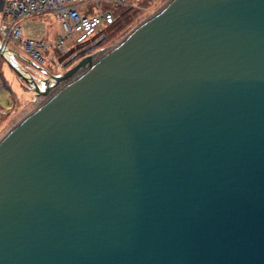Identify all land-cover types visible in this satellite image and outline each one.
Here are the masks:
<instances>
[{
    "label": "water",
    "instance_id": "1",
    "mask_svg": "<svg viewBox=\"0 0 264 264\" xmlns=\"http://www.w3.org/2000/svg\"><path fill=\"white\" fill-rule=\"evenodd\" d=\"M0 140V264H264V0H170Z\"/></svg>",
    "mask_w": 264,
    "mask_h": 264
},
{
    "label": "built area",
    "instance_id": "2",
    "mask_svg": "<svg viewBox=\"0 0 264 264\" xmlns=\"http://www.w3.org/2000/svg\"><path fill=\"white\" fill-rule=\"evenodd\" d=\"M118 9L137 12L138 0H6L0 16V55L6 57L13 44L41 68L52 62L55 70H68L81 59L77 51L93 47L104 29L108 33L122 23L114 13ZM46 13L55 14L60 34L51 42L24 38L20 22Z\"/></svg>",
    "mask_w": 264,
    "mask_h": 264
},
{
    "label": "rangeland",
    "instance_id": "3",
    "mask_svg": "<svg viewBox=\"0 0 264 264\" xmlns=\"http://www.w3.org/2000/svg\"><path fill=\"white\" fill-rule=\"evenodd\" d=\"M169 1L170 0H138L139 9L136 13L130 14V18L129 14L127 12L125 13L124 10H115V16L121 21L126 20L127 22L125 21L126 23L124 22L125 24L123 25H120L122 23L118 22L116 28L108 29V33L107 29H104L100 37L97 38L99 42H96L93 47L77 51V58L82 59L87 56L95 55L97 59V57L103 53L108 50L110 51L114 46L122 42V40H124L125 37H127L136 27L158 12ZM55 21L54 13H46L30 19H25L21 22L20 27L24 32L23 36L27 39L51 42L56 37V34L59 33V27ZM94 47L96 48L94 49ZM22 54L24 57L28 58L23 50ZM2 57L3 54L0 55V140L15 125L41 106L47 99V97L43 96L36 97L25 81L15 74L7 64L6 60ZM18 64L21 66L20 63ZM23 65L25 64L23 63ZM25 67L29 70L26 71H28L32 77H39V75L36 74L38 72L35 69L26 65ZM43 67L53 73L57 72L58 74H61L66 72V70L61 69L55 70L52 64H47Z\"/></svg>",
    "mask_w": 264,
    "mask_h": 264
},
{
    "label": "crops",
    "instance_id": "4",
    "mask_svg": "<svg viewBox=\"0 0 264 264\" xmlns=\"http://www.w3.org/2000/svg\"><path fill=\"white\" fill-rule=\"evenodd\" d=\"M5 2H6V0H0V16H1V11H2V8L5 6ZM35 17V16H34ZM30 18H32V17H28V18H26V19H30ZM25 20V19H24ZM24 20H22V21H24ZM21 21V22H22ZM21 22H20V25H21ZM56 22V21H55ZM56 24H57V22H56ZM58 25V24H57ZM56 25V26H57ZM59 27V26H58ZM22 29V28H21ZM59 32H60V28H59ZM59 33H57L56 34V36L58 35ZM23 35H24V32H23ZM25 37V36H24ZM27 37H30V36H27ZM26 38V37H25ZM43 38V37H42ZM56 38V37H55ZM54 38V39H55ZM7 50H9V55H10V58H12V61L14 62V60H15V62H16V64L17 65H19L18 63H20L21 64V68L23 69V70H28L26 67H25V65L26 66H28V67H31V68H33L32 66H31V64L30 63H28V61H30L31 63H33L29 58H26V57H24V55L22 54V49L21 48H19V47H17V46H15V45H13V44H10L9 46H8V49ZM14 59V60H13ZM23 63L25 64V65H23ZM50 64V63H49ZM52 64V63H51ZM34 69V68H33ZM42 69H45L46 71H48L49 72V70L47 69V68H44V67H42ZM29 71V70H28ZM8 80H11V79H9V78H7ZM12 81V80H11ZM6 83V82H5ZM10 83V82H9Z\"/></svg>",
    "mask_w": 264,
    "mask_h": 264
},
{
    "label": "trees",
    "instance_id": "5",
    "mask_svg": "<svg viewBox=\"0 0 264 264\" xmlns=\"http://www.w3.org/2000/svg\"><path fill=\"white\" fill-rule=\"evenodd\" d=\"M126 12L129 14V18H130V14H132V13H136V12H128V11H125V13H126ZM123 14H124V13H123ZM129 18H128V19H129ZM125 21H126V20H122V24H120V25L125 24V23L127 22V21H126V22H125ZM124 22H125V23H124ZM117 25H118V24H117ZM117 25H116V26H117ZM115 28H116V27H115Z\"/></svg>",
    "mask_w": 264,
    "mask_h": 264
},
{
    "label": "bare ground",
    "instance_id": "6",
    "mask_svg": "<svg viewBox=\"0 0 264 264\" xmlns=\"http://www.w3.org/2000/svg\"><path fill=\"white\" fill-rule=\"evenodd\" d=\"M109 51V50H108ZM107 51V52H108ZM106 53V52H105ZM105 53H103L102 55H104ZM7 55V57L12 61V58H10V55L9 54H6ZM101 56V55H100ZM13 62V61H12Z\"/></svg>",
    "mask_w": 264,
    "mask_h": 264
},
{
    "label": "flooded vegetation",
    "instance_id": "7",
    "mask_svg": "<svg viewBox=\"0 0 264 264\" xmlns=\"http://www.w3.org/2000/svg\"><path fill=\"white\" fill-rule=\"evenodd\" d=\"M49 63L51 64L52 62H48L47 64H49ZM33 64H34V63H33ZM47 64H46V65H47ZM34 65H36V64H34ZM36 66H37V65H36ZM38 67H39V66H38ZM39 68H40V67H39ZM44 70H45V69H44Z\"/></svg>",
    "mask_w": 264,
    "mask_h": 264
}]
</instances>
